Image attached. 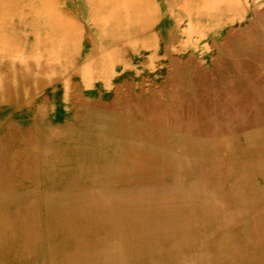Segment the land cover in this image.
Returning a JSON list of instances; mask_svg holds the SVG:
<instances>
[{"label": "bare ground", "instance_id": "1", "mask_svg": "<svg viewBox=\"0 0 264 264\" xmlns=\"http://www.w3.org/2000/svg\"><path fill=\"white\" fill-rule=\"evenodd\" d=\"M84 1L101 44L87 38L69 0H0V110H33L36 129L0 119V196H8L0 198V264H264V127L254 134L257 144L225 156L206 152L238 138L199 146L192 158L157 152L163 176L136 180L155 171L136 159L134 147L92 126L83 135L95 145L86 156L96 160L94 179L75 178L63 167L68 132L43 120L41 91L54 88L67 98L95 79L106 84L139 48L150 50L142 63L157 57L156 0ZM172 2L184 15L223 19L238 5ZM246 103L264 108V100ZM38 175L61 192L45 200ZM88 181L100 192L87 191ZM27 185L37 192L20 193ZM215 196L225 205L214 206Z\"/></svg>", "mask_w": 264, "mask_h": 264}, {"label": "rangeland", "instance_id": "2", "mask_svg": "<svg viewBox=\"0 0 264 264\" xmlns=\"http://www.w3.org/2000/svg\"><path fill=\"white\" fill-rule=\"evenodd\" d=\"M167 1L156 0L159 11L151 26L157 51L153 64L142 63L150 50L139 48L132 53L129 66L114 67L106 84L95 79L82 86L79 94L67 98L61 91L54 92V88H44L39 94L47 102L43 120L68 132L64 142L68 160L63 167L71 170L75 178L94 179L98 171L96 160L86 158L95 145L83 132L88 133L92 126L113 134L127 148L134 147L141 154L136 159L155 171L132 177L136 180L163 176L158 171L162 163L155 158L157 152L192 158L198 154L199 146L219 138L240 139H236V144L227 141L218 153L208 150L206 154L213 158L216 154L229 155L238 145L249 148L257 144L254 134L264 127V108L247 107L246 101L264 100V0H235L237 8L228 11L224 19L194 12L184 15L174 2L169 7ZM69 3L77 10L87 38L103 43L89 19L85 1ZM85 44L91 46L88 40ZM240 51L246 53L242 60L238 58ZM3 114L0 110L3 122L13 121L35 133L33 110ZM27 146L31 144L28 142ZM33 168H37L34 163ZM43 180L40 191L45 192V200L56 191L61 192L46 185L51 179L44 176ZM31 187L27 185L19 192L34 190ZM86 190L100 192V187L88 181ZM210 201L214 206L225 205L220 196ZM42 208L45 209V201Z\"/></svg>", "mask_w": 264, "mask_h": 264}]
</instances>
